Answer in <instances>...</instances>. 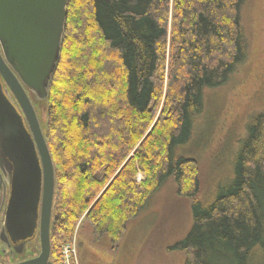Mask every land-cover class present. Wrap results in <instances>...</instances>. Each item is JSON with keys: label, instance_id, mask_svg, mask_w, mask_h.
Here are the masks:
<instances>
[{"label": "trees", "instance_id": "trees-1", "mask_svg": "<svg viewBox=\"0 0 264 264\" xmlns=\"http://www.w3.org/2000/svg\"><path fill=\"white\" fill-rule=\"evenodd\" d=\"M244 1H67L44 131L55 173L53 264L83 214L93 235L114 245L168 179L191 200L192 225L174 245L184 264H264V111L248 123L225 184L209 198L197 161L180 152L196 135L209 91L247 54Z\"/></svg>", "mask_w": 264, "mask_h": 264}, {"label": "rangeland", "instance_id": "rangeland-1", "mask_svg": "<svg viewBox=\"0 0 264 264\" xmlns=\"http://www.w3.org/2000/svg\"><path fill=\"white\" fill-rule=\"evenodd\" d=\"M240 18L247 38V54L229 81L209 91L196 135L180 150L197 161L200 193L206 198L225 184L248 123L264 111V0H245ZM164 64L166 75L167 59ZM29 98L44 135L47 101L37 100L31 93ZM161 106L162 101L156 117ZM143 178L142 173L136 175L137 181ZM192 221L191 200L178 194L173 181L168 179L126 222L123 236L114 245L107 235L96 238L83 214L73 237L61 247L60 262L184 264L185 252L174 245L186 236ZM259 262L255 260V264Z\"/></svg>", "mask_w": 264, "mask_h": 264}, {"label": "water", "instance_id": "water-1", "mask_svg": "<svg viewBox=\"0 0 264 264\" xmlns=\"http://www.w3.org/2000/svg\"><path fill=\"white\" fill-rule=\"evenodd\" d=\"M67 1L0 0V148L12 169L5 222L19 237L38 234L40 244L35 258L18 264H50L55 173L27 91L37 100L47 99L60 57Z\"/></svg>", "mask_w": 264, "mask_h": 264}, {"label": "flooded vegetation", "instance_id": "flooded-vegetation-1", "mask_svg": "<svg viewBox=\"0 0 264 264\" xmlns=\"http://www.w3.org/2000/svg\"><path fill=\"white\" fill-rule=\"evenodd\" d=\"M2 86L4 89L5 84L3 82ZM27 94L29 96L30 93L27 91ZM9 97L13 99L12 102L16 110L22 114L13 96L9 95ZM22 119L27 131L31 133L26 119L24 117ZM38 124L40 126L39 121ZM2 154L3 151L0 148V164L2 165H0V264H18L35 258L40 252V244L38 234L35 236L31 232L24 237H19L5 222V211L8 200V180L11 177L12 169L10 170V162L7 161L6 163ZM49 261L50 264H53L50 256Z\"/></svg>", "mask_w": 264, "mask_h": 264}]
</instances>
